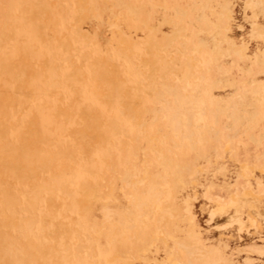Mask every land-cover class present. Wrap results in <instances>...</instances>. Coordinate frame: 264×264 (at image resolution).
<instances>
[{"label": "rangeland", "instance_id": "obj_1", "mask_svg": "<svg viewBox=\"0 0 264 264\" xmlns=\"http://www.w3.org/2000/svg\"><path fill=\"white\" fill-rule=\"evenodd\" d=\"M248 4L0 0V264H264ZM226 33L252 63L213 56Z\"/></svg>", "mask_w": 264, "mask_h": 264}, {"label": "bare ground", "instance_id": "obj_2", "mask_svg": "<svg viewBox=\"0 0 264 264\" xmlns=\"http://www.w3.org/2000/svg\"><path fill=\"white\" fill-rule=\"evenodd\" d=\"M248 6H251V9H252V13H251L252 21L250 22L251 31L255 32L254 29H261L262 28V23L260 21L264 19V0H249ZM226 31H228V28H226ZM210 40H212V45L214 46L212 48V50H213V53H215V54H213V56L215 58L222 57V51H223L222 49H223V47H225L224 49H225V55H226V60H227L229 58L228 50H229V48H233V49H235L234 50L235 56L237 57V59L241 63V65H244L245 63H247V64L252 63V58H250V56L245 53L247 45L244 42V40H241L239 45H238L234 42L233 36L230 35L229 33H226L225 37L222 40H218L216 38H211ZM263 41H264V39H263ZM242 46H243V48H242ZM223 58H225V57H223ZM253 58H255L257 60V62L259 61L262 64H264V49L260 55H258L257 52L253 53ZM194 59H195V56H192L188 63L190 64V62H192L191 60H194ZM143 62H147V60L143 59ZM188 63H186V65L182 66L180 69V72L178 73L177 83H180L181 85H183L182 83H185V82L190 81L192 79L191 71H190L191 69H190V65ZM162 65L163 66L161 67V72H160L161 76L164 75L163 70L166 69V66L164 65V63H162ZM240 69L242 70V72L244 71L245 73H249V71H250L249 68L244 69L243 67H240ZM193 82H196L195 78L193 79ZM225 85H230V84H228V82L225 81L223 86H225ZM173 89L174 88L170 89V91L173 92L174 95H176V93L174 92L175 90H173ZM248 91H250L252 94L255 95L256 100L259 99V94L257 93L258 89H249ZM137 94H140V93H137ZM176 96H178V94ZM138 102H139V100L135 101V106H138ZM246 106H247V104L244 105L243 110L246 108ZM189 118H190V116H188V119ZM80 137L82 138V140H85V134L84 133L81 132ZM158 148L160 149V147H158ZM239 212H240V210L237 208L235 210V216H234V218L237 221H239V219H240V215H239L240 213ZM215 214H216L215 211L210 212L209 221H210V219L213 218V216ZM48 216L49 217H47V216L42 217L41 221H40V224H41L40 228L44 232H46L48 228L52 229L51 224H54L56 222V221H54V215L53 214H50ZM234 222H236V221H234ZM239 229H241V228L239 227ZM52 230H53V234L55 236L62 237V239L64 238L65 240H67L71 236L68 232H66L64 234L63 232L58 230L57 226H55Z\"/></svg>", "mask_w": 264, "mask_h": 264}]
</instances>
